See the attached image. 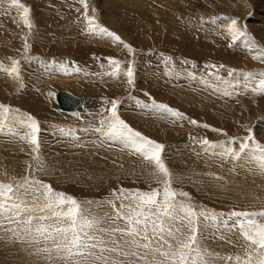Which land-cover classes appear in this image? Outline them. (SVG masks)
Returning a JSON list of instances; mask_svg holds the SVG:
<instances>
[{
	"label": "rangeland",
	"instance_id": "374dc122",
	"mask_svg": "<svg viewBox=\"0 0 264 264\" xmlns=\"http://www.w3.org/2000/svg\"><path fill=\"white\" fill-rule=\"evenodd\" d=\"M0 245L264 264V0H0Z\"/></svg>",
	"mask_w": 264,
	"mask_h": 264
},
{
	"label": "water",
	"instance_id": "95a60500",
	"mask_svg": "<svg viewBox=\"0 0 264 264\" xmlns=\"http://www.w3.org/2000/svg\"><path fill=\"white\" fill-rule=\"evenodd\" d=\"M55 101L60 111L71 112L83 105L86 98L76 97L68 91H59L55 95Z\"/></svg>",
	"mask_w": 264,
	"mask_h": 264
},
{
	"label": "bare ground",
	"instance_id": "6f19581e",
	"mask_svg": "<svg viewBox=\"0 0 264 264\" xmlns=\"http://www.w3.org/2000/svg\"><path fill=\"white\" fill-rule=\"evenodd\" d=\"M50 68V67H49ZM44 71V70H43ZM48 71L50 72V70L48 69ZM47 71V72H48ZM38 74V73H37ZM44 74V73H43ZM47 77V76H46ZM48 78V77H47ZM46 79V78H45ZM39 82H42L41 80H39ZM50 82V81H49ZM36 85H38V84H36ZM33 86V85H32ZM28 91V90H27ZM31 91V90H30ZM30 91H28V92H30ZM62 91H65V90H62ZM28 92H27V94H28ZM32 92V91H31ZM30 92V93H31ZM59 92V91H58ZM32 94V93H31ZM57 94V93H56ZM72 94V93H71ZM26 95V94H25ZM33 95V94H32ZM28 96V95H27ZM34 96V95H33ZM75 96V95H74ZM77 97V96H76ZM28 98V97H27ZM34 98V97H33ZM79 98H86V97H79ZM36 100L38 101V102H36ZM36 100L35 101H30V102H32V103H30V106L32 107V108H34V110L36 109L37 110V107H39V108H41L40 107V105L38 104L39 102H41L42 104H43V102L42 101H39V99H37V95H36ZM86 101H87V98H86ZM56 102V101H55ZM57 104V103H56ZM84 104H85V102H84ZM83 104V105H84ZM83 105H81V106H79V107H77L74 111H76L78 108H80V107H82ZM57 109H58V106H57ZM38 110H40V109H38ZM43 111V110H42ZM74 111H71V113L72 112H74ZM62 112H64V111H62ZM70 113V112H69ZM151 125V124H150ZM170 131V130H169ZM16 137V136H15ZM84 140V139H83ZM102 142V141H101ZM7 143H8V141H7ZM125 143V142H124ZM138 143V142H137ZM15 144V143H14ZM7 145V144H6ZM11 145H13V143L11 144ZM17 145V144H16ZM118 145V144H117ZM60 146V145H59ZM102 146V145H101ZM95 147V146H94ZM99 147V146H98ZM103 148V147H102ZM12 149H15L13 146H12ZM99 150H101L100 148H99ZM116 150H118V149H116ZM14 151V150H13ZM15 151H16V149H15ZM98 151V150H97ZM103 151V150H102ZM120 157V156H119ZM118 158V157H117ZM6 165V164H5ZM113 171V170H112ZM98 172V171H97ZM118 172H120V171H118ZM98 173H100V172H98ZM25 204V203H24ZM27 208H29V207H27ZM29 212V211H28ZM33 212V211H32ZM223 244V243H222ZM225 244V243H224ZM0 246H2V245H0ZM5 247V246H4ZM3 248V247H2ZM7 251V250H6ZM6 253V252H5ZM5 253H3V254H5ZM2 254V253H1ZM0 254V255H1ZM10 254H11V252H10ZM2 256V255H1ZM4 256V255H3ZM93 264V263H92ZM126 264V263H125ZM217 264V263H216ZM221 264V263H220Z\"/></svg>",
	"mask_w": 264,
	"mask_h": 264
}]
</instances>
